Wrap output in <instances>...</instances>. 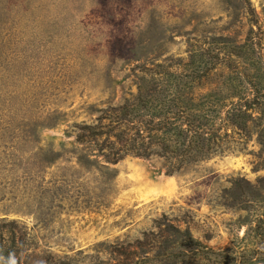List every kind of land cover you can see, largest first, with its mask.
I'll list each match as a JSON object with an SVG mask.
<instances>
[{"label": "rangeland", "instance_id": "374dc122", "mask_svg": "<svg viewBox=\"0 0 264 264\" xmlns=\"http://www.w3.org/2000/svg\"><path fill=\"white\" fill-rule=\"evenodd\" d=\"M251 34L264 61V0H0V264L223 257H154L190 245L170 224L264 264V91L244 88L231 54ZM161 64L206 74L197 91L222 100L208 160L167 173L164 157L112 164L76 142V123ZM240 108L245 127L225 121Z\"/></svg>", "mask_w": 264, "mask_h": 264}, {"label": "trees", "instance_id": "16d2710c", "mask_svg": "<svg viewBox=\"0 0 264 264\" xmlns=\"http://www.w3.org/2000/svg\"><path fill=\"white\" fill-rule=\"evenodd\" d=\"M261 47L260 40L251 34L243 44L233 45L231 54L236 57L232 62H236L244 88L263 95ZM171 67L161 64L142 69L138 75L137 94L118 106L100 108L91 122L76 123V142L90 150V154L99 155L112 164L128 156L164 157L169 164L167 173L180 170L186 164L208 160L220 136L221 128H217L216 118L221 113L218 108L222 100L217 94L197 91L206 74L196 71L183 74ZM251 116L249 108H240L238 112L229 113L225 121L245 127ZM167 230L190 245L184 250L158 251L154 257L184 262L195 254L203 262L210 260L211 255H220L223 256L221 260L211 261L212 264L246 263L243 255L226 251L215 253L194 240L180 225L170 224Z\"/></svg>", "mask_w": 264, "mask_h": 264}, {"label": "clouds", "instance_id": "9594fccd", "mask_svg": "<svg viewBox=\"0 0 264 264\" xmlns=\"http://www.w3.org/2000/svg\"><path fill=\"white\" fill-rule=\"evenodd\" d=\"M9 264H15L14 260L10 261Z\"/></svg>", "mask_w": 264, "mask_h": 264}]
</instances>
